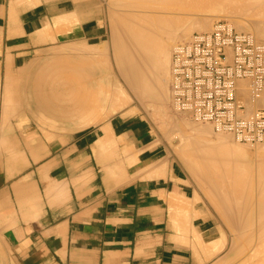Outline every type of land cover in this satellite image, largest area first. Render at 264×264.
Returning <instances> with one entry per match:
<instances>
[{"label":"crops","instance_id":"crops-1","mask_svg":"<svg viewBox=\"0 0 264 264\" xmlns=\"http://www.w3.org/2000/svg\"><path fill=\"white\" fill-rule=\"evenodd\" d=\"M108 1L125 4L0 0V147L8 122L68 131L53 140L20 132L0 160V264H225L238 248L219 252L208 203L146 120L119 114L78 130L97 121L90 112H114L112 93L95 85L99 71L110 77L108 63L33 64L67 45L107 42ZM25 81L13 97L10 85ZM100 137L116 146L98 148Z\"/></svg>","mask_w":264,"mask_h":264},{"label":"bare ground","instance_id":"bare-ground-1","mask_svg":"<svg viewBox=\"0 0 264 264\" xmlns=\"http://www.w3.org/2000/svg\"><path fill=\"white\" fill-rule=\"evenodd\" d=\"M140 1H142V2H140ZM149 1L150 0H148V3H149ZM178 1L179 2L181 1L182 4H180L181 2L176 3L177 1L174 0V2L176 4H178L177 5L178 7L180 5H181L180 7H182L183 3H185V2H183V0H178ZM187 1H186V4H187ZM190 1H191V3H190ZM196 1H198L200 4H202L205 1L208 3V0H203V1H201L202 3L199 0H196ZM211 1L214 3L212 4V2H210V0H209V2H210L208 4L209 7L211 5L213 6L214 4H216L215 0H211ZM216 1L218 3V0H216ZM144 2L147 3V0H145ZM151 2L153 3V1H150L149 4H152ZM157 2H158V0H157ZM161 2H163V0ZM171 2L168 4H171ZM174 2H173V5L171 4L172 8L176 5ZM188 2L190 3V4H188L189 7H191V8H189V7L188 8L191 9V11L193 9L197 10V8H194L195 6L192 4V3H194V1L192 2V0H189ZM206 2L203 3V9L201 8L202 10L207 8ZM139 3H143V0H139ZM139 3L137 0V4H139ZM164 3H166V2L164 1ZM153 4H155V3H153ZM219 4H220L219 6L222 7V9L225 7L224 9H226L227 12H228V7H229L230 13L234 12L235 9L239 10V11L235 10L236 11L235 13H237V12L240 13V11H243L242 12L243 15H245L244 12L251 11V13L250 12H248V13H249V16L250 15L252 16L253 12H254V14L256 16L254 15V16H252V18L255 17V19H250V20L246 19V21H245V20H243V19H245V17L244 18H243V16L239 17L236 14L239 18L234 17V19H231V22L228 21V19H227V21L232 26L234 25L233 27L235 28V30H237V31L243 30L242 32H246V33L251 34V36L254 38V40L256 42L264 43L261 41L259 42V40L264 41V1L263 0H219ZM171 5H170V7H171ZM143 6H145V5L143 4ZM157 6H158V4H157ZM184 6L185 5H183L182 9L185 8V10H186L187 7L186 6L184 7ZM201 6L202 5H200V7ZM204 6H205V8H204ZM192 7H193V9H192ZM232 7H234V8H232ZM143 8L147 9V7H143ZM162 8H163V6H162ZM230 8H231V10H230ZM182 9H180V10H182ZM157 10H159V9H157ZM220 10H221V8H220ZM142 12H140V13L142 14ZM145 13L147 14V12H145ZM158 13L160 14L159 11H158ZM174 13L175 12L172 13L173 16H165V14L163 16H162V14H161V16L159 14H157V16H156V14L154 12L155 16H152L153 13L152 14L149 13L150 14V15H148L149 17H142V16L138 17V14H135V13H133V16H131L132 13L128 14L129 16L125 14L126 16H124V17H126V19H125L126 21L121 19V21H123V24H125L124 28H122L123 25H121L120 22H118L120 24L121 28L117 27L118 29L115 32V33H118V30L119 29L121 30L120 31L121 34L118 33V35L115 37L116 39L118 38L119 34L120 35L123 34L122 36H119L120 40L117 39L116 42H115V38H114V42L116 44V45L114 44V46H116V47H114L115 48L114 49V51H115L114 52L115 53V63L117 64L116 66L118 67V72H120L119 74H121V76L124 78L123 80H125L124 81L125 84L131 90L133 95L138 100H140V102H141V100L144 102L146 101L147 103H149L148 107L149 106L150 107L154 106L153 108L157 107V108L153 109V110H155V112H156V110L157 111L158 110L164 111V107H166L165 103L169 100L168 98L171 94L170 84H169V82H171V79H172V75H171V71H170L171 55H172L173 49L176 48V45L178 44L177 43V44H174V46H172V43L176 42L175 40H180L179 43L187 42L190 39L189 35L192 34L193 31L194 32L195 31L196 32H201V31L206 32V31H210L213 28V25L210 28V25H209L210 21L208 20L209 18L206 20L207 16H205V14L203 15V16H205V19H202L203 17L198 19V17H197V19H198L197 21H196V18H194L195 21L192 23H189V21L191 19L189 20L188 16H185V17L181 16L182 18L184 17L182 19L181 17H178V15H177V18H176V17H174ZM242 13H240V14H242ZM170 14L171 13L166 14V15H170ZM136 15L138 18L136 17ZM150 16H152V17H150ZM124 17H123V19H124ZM186 17H188V19H187L188 22L186 20ZM248 18H251V17H248ZM224 19H225V17H224ZM124 21H125V23H124ZM250 27L252 28V31L254 34H252V32L247 31V30L251 29ZM122 32H124V33H122ZM190 37H191V35H190ZM255 37L257 38V40L255 39ZM182 40H184V41H182ZM168 85H169V88H168ZM117 86H119V85H117ZM117 88H119V87H117ZM117 88L112 94V104H113L112 109L114 111H117L120 108L127 106V104L129 103V100H130L129 95L126 93V91H124V89L122 90V89H117ZM168 89H169V91H168ZM235 95L245 106L244 116H247V117L251 116L253 114L255 106L258 104V101H256L257 103H255L252 100L250 81L249 80H237L236 85H235ZM170 98H171V96H170ZM141 103H143V102H141ZM170 106H171V102H170ZM171 108H172V106H171ZM174 111H176V110H174ZM156 114H159V113L157 112ZM162 114L163 113H161V115H158V116L160 117V116H162ZM153 115H154V113H153ZM183 115L187 116L186 114H183ZM165 116H170V115H168V113H166ZM166 121H168V120H166ZM192 121L198 122V123H203V126L199 125L198 127H193L192 129H190V130L194 131V135L188 139L189 140V153H186L183 156H186L187 163L191 165L192 169L194 170V174L201 175L200 177L202 178V180H203V178L208 180L207 185L209 186V188L211 187V189H212L210 191H212L215 194L217 193V191H219V192H222V195L227 196V194L229 192H239L240 194H242V192L247 188L249 190H252V185H250L251 183L249 182V181L252 182V180H249V179H251V176L253 174H255V172L257 171L258 177H260V179H262L260 186H259V189L262 192V194L264 195V150H263L264 149V142H255V143L241 142L231 132H223V131H217L216 132L211 123L199 122V121H194V120H192ZM174 122L175 121L171 122L170 124H172ZM188 122H185V123H187L189 125L192 123V122L191 123H188ZM180 124L177 125L179 127L177 129L178 134H180L182 132L180 130V127H181ZM187 124L186 125L184 124V125L187 127ZM170 126H172V125H170ZM161 127H162V125H161ZM165 129H167V128H165ZM161 130H163V129H161ZM212 131L214 132V135H213ZM204 133H208L209 135L211 134V136L212 135L216 136L217 134L219 136L220 135L221 136L218 137V135H217L216 140H202L200 138V135H202ZM222 134H225V135H222ZM180 140H181V142H184L183 136H180ZM233 140H235V141H233ZM232 141L234 143L236 142V144L234 145V143ZM237 143H239V146H237ZM240 144H243V145L245 144L247 146L248 145H250V146L254 145L255 147H257V148L254 147V149H255L254 152L257 153L255 155L256 156L258 155L257 160H256V168H254V166H252V161L250 159L252 156V152L250 151L251 152L250 153L249 150L248 151L245 150V148L241 147ZM215 177H218L219 179H221L222 184L217 185V186H214L213 184H211V180L209 181V178L212 179ZM245 180H248V182L250 184ZM236 181H238V182H236ZM207 185H206V187H207ZM218 199H217L218 204H220L221 201H227L226 198L222 199L220 201ZM228 205H229V209H226V207H225V208H222L220 211L224 213L223 217H224V219H226V221L228 223H230V224L233 223V226L235 227V229L237 228L239 231L243 232V235L242 234L241 235H242V239L245 240L244 242L248 243V241L250 240L249 237H251L254 234H257V238H258L257 242H258L260 247L258 246L257 248H253L255 250L250 255V258H248L247 260L245 259V261H243V264H264V245H263L264 244V197H262V202H261V205L258 209V217H257L258 224H254V216H253L254 208L252 207L251 203L243 202V201L241 202L240 200H237L235 202V204L228 203ZM233 226H230V227L232 228ZM254 227H257L258 231ZM253 228L256 230V233H253L254 232L252 230ZM244 233H245V235H244ZM220 234H221L220 239L214 241V243L216 242V244L217 243L219 244V247H222L224 244L225 237H223L221 229H220ZM241 235L239 236L240 238H241ZM245 238H247V239H245ZM259 239H261V240H259ZM195 240H196V238H195ZM261 241H263V242H261ZM235 242H237V240ZM252 242L255 243L256 241H252ZM237 243L240 244L239 242H237ZM250 243H251V241H250ZM254 243H252V244H254ZM260 243L263 246L260 245ZM211 244H213V242ZM231 244H232V242H231ZM238 244L236 245V247L238 246ZM256 244H254V245H256ZM241 245H242L241 247L243 248L244 247L243 245H245V244L241 243ZM254 245L253 246L250 245V246L254 247ZM229 246H231V245H229ZM233 246H232V248H233ZM219 247H218V250L220 251ZM241 247H239V248H241ZM242 248L239 250H242ZM229 249H231V248H229ZM244 249H243V251H244ZM249 249H251V248H249ZM237 250H236L237 253L234 252L235 254L233 253V255H235V256L238 254L242 255V253L245 254V253L249 252V251H247L248 249L246 250V252L240 251L242 253L238 252ZM231 251H232V249H231ZM262 253H263V255H261ZM233 255H232V257L231 256L230 257L234 258ZM260 255H261V257H260ZM242 256H244V255H242ZM246 256H247V254H246Z\"/></svg>","mask_w":264,"mask_h":264},{"label":"rangeland","instance_id":"rangeland-1","mask_svg":"<svg viewBox=\"0 0 264 264\" xmlns=\"http://www.w3.org/2000/svg\"><path fill=\"white\" fill-rule=\"evenodd\" d=\"M123 1H125V4H120V3H117V2L110 3L108 1V16H105V17H106V20H107V26H108V28L110 30V33H109V40L107 42H105L104 44H101V45H99L97 47H94V48L93 47H90V46H87L84 43H82V44L81 43H78V44L67 45L66 47L54 49L53 51L49 52L43 58L34 61L33 64L38 67L39 65L47 64V63L48 64L49 63H51V64L52 63H54V64L55 63H63V64H66V63H69V62L72 63V62H74L76 60H80L81 62H86L87 64L94 63V68L97 70L96 67H97L98 64L99 65H102V66L103 65L105 66L108 63V65L110 67V73H111V75H110V77H107L106 74L103 71H101V72L99 71L97 73V77H96V81H95V85H96V89H97L96 92L98 91V94H99L100 93L99 90L103 89L104 90V98H105L107 95H109V93H112L113 94V92L116 90V88L119 87L117 89H122V90L124 89V91H126V93L129 95V99H130L129 100V103L127 104V106H124L123 108H120L119 110L114 111V112H112L109 115H105V113H106L105 112V107H103V106L100 107V110H98V111H92V112H90L89 118L90 117H93L97 121L94 122V123H91L88 127H84V128L78 129V130H82V129L90 128V127H97L98 125H100L104 121H107L111 117L116 116V115H119V114H122L124 117L127 116V115H131V116H134L136 118H142V119L146 120L149 123V125H150V130H151V132H152V134H153V136L155 138L156 143H158L162 148H164V151L167 152V154L169 156V160H175L182 167L183 171L185 173H188L190 175V177L192 179L191 180V183L194 184L195 187L200 190L201 195L204 196L205 201L208 203V205L210 207V210H211V213H212V216L218 222V224L220 226V229H221V232L223 234V237H225L224 244L222 246V249H220V251L227 255V254H229L231 252V249H233L231 247L233 245L236 246L238 244L237 242L240 243V244H238L237 248H239V247L242 246L241 243H244L246 246L243 245L244 247L243 248L241 247L242 250H239V251H243V249L245 248L243 252H246V250L248 249L247 250V251H249L248 253H245V254L243 253V255L245 257L242 256V258L244 257L243 260L245 261V259L247 260L248 258H250V255L255 250L253 248H257L259 246V244L257 242L258 241L257 234H254L251 237H249L250 240L248 241V243H245L244 242L245 240L242 239L243 232L239 231L237 228L235 229V227L233 226V223H231V224L228 223L226 221V219H224V217H223L224 216V213L221 212L220 210L222 208H225V207H226V209H229L228 203L235 204V202L237 200H240L241 202L242 201L243 202H249V203L252 204V207L254 208V211H255V212L253 211L254 224H258V219H257V217H258V209H259V207L261 205L262 197H264V195L262 194V192L259 189V186H260V183H261L262 179H260V177H258V175H257L258 172L256 171L255 174H253L251 176V179H249V180H252V182L249 181L251 184L248 182V180H245L250 185H252V190H249L247 188V189H245L242 192V194H240L239 192H229L227 194V196L222 195V192L219 193V195H222L223 197H219L215 193L212 194V191H210V190H212L211 187L209 188V186L207 185L208 180L207 179H204V178L202 180V178L200 177L201 175L194 174V170L192 169L191 165L187 163L186 156H183L184 154L189 153V140L188 139L191 136L194 135V131H192L190 129H192L193 127H198L199 125H202L203 126V123L193 122L192 120L189 119V117L184 116L183 114L177 113L176 111H174L171 108V106H170V96L168 98L169 100L165 103L166 104V107H164V111L163 110H161V111H159V110L157 111L156 110V112H155V110H153V109H155L157 107H155V108H153L154 106L153 107L152 106L151 107L150 106L148 107L149 103H147L146 101L144 102V101L141 100V102H143V103H141L140 100H138L133 95V93L131 92V90L127 87V85L124 82L125 80H123L124 78L121 76V74H119L120 72H118V67L116 66L117 64L115 63V53H114L115 52L114 51L115 48L114 47H116V46H114V44L117 41V39L120 40L119 36H122L123 35V34L120 35L121 34L120 33L121 30L119 29L118 30V33H120V34H119V36H118L117 39L115 38L118 35V33H115L116 30L118 28H121L120 27V24L123 25L122 28H124V26H125V24H123V21H121V19L122 20H125L126 17H124V16H126V15H128L130 13H132L131 16H133V13H135V14H138V17L139 16L149 17L148 15H150L152 13H153L152 16H155V14L157 16V14H159L158 11L160 12V14H159L160 16H161V14H162V16L164 14H165V16H173L172 13L175 12L174 13V17H176V18H177V15H178V17L188 16L189 17V20L191 19L189 21V23L194 22L195 21L194 18H196V21H197L198 19H200L202 17H203L202 19H205V16H207L206 17V20L209 18L208 20L210 21V24L209 23L208 24L210 25V28L212 27L213 23L217 19H224V17H225L226 20L228 19V21L231 22V19H234V17L239 18V17H242L243 16V18L245 17V19H243V20L246 21V19H249V20L250 19H255V17L252 18V16H254L255 14L253 12V15L252 16L251 15L249 16V13L248 12L251 13V11L244 12L245 15H243V13H242L243 11H240V13H242V14H240L238 12L235 13L236 11H239V10H236V9H235L236 11L234 10V12H231L230 13L229 7H228V12H227V10L224 9L225 7L223 8L224 9L223 10L222 7L219 6L220 5L219 4V0H218V3L215 0V3L216 4H214L213 6L210 4L211 5L210 7H209L208 4L210 2H212V1L210 0V2H209V0H208V3L205 1L206 2V5H207L206 6L207 8L204 9V10H202V9H203V3H205V2H203V3L201 2L203 0H199L202 4H200L196 0H192V2L194 1V3H192L195 6L194 8H197V10L196 9L194 10L193 7H192V9H193L192 11H191V9H189V8H191L188 5V4L191 3V1H190V3L188 2L189 0L188 1L187 0H183V2H185V3H183V5H185L187 7L186 10H185V8L182 9L183 5H182V7H180L181 5L179 7L177 6L178 4H176V3H180L181 2V1L179 2L178 0H175V1H177L176 3L174 2V0L173 1L172 0H167V1L166 0H163V2H161L162 0H158V2H157V0H150V1H153V3H155V4H153L152 2H151L152 4H149L150 1L148 3V0H147V3L144 2L145 0H143V3H139V0H138V3L139 4H137V0H135V1L134 0H130V1L129 0H123ZM164 1L166 3H164ZM186 1H187V4H186ZM140 2H142V1H140ZM170 2H171L172 5H173V2L176 5L174 4L175 6L172 8V5L171 4H168ZM213 3L214 2H212V4ZM143 4L145 6H143ZM157 4H158V6H157ZM180 4H182V2ZM161 5L163 6V8H162ZM170 5H171V7H170ZM200 5H202V6L200 7ZM143 7H147V9L146 8H143ZM204 8H205V6H204ZM220 8H221V10H220ZM232 8H234V7H232ZM157 9H159V10H157ZM180 9H182V10H180ZM230 10H231V8H230ZM139 11L140 12L143 11L142 14ZM144 11L147 12V14ZM154 12H155V14H154ZM169 13H171V14L170 15H166V14H169ZM204 14H205V16H203ZM122 16L124 17V19H123ZM152 16H150V17H152ZM247 16L248 17H251V18H248ZM136 17H137V15H136ZM188 17H186V20L188 19ZM197 17H198V19H197ZM125 21H124V23H125ZM118 22H120V24ZM187 22H188V20H187ZM250 30H247V31L248 32H252V34H254L253 31H252V28ZM239 31H241V30H239ZM122 33H124V32H122ZM190 35H189V38H190ZM114 38H115V42H114ZM255 39L257 40L256 37H255ZM175 41L176 42H173L172 43V46H174V44L179 43L180 40H175ZM182 41H184V40H182ZM260 41L261 42H264L263 40H259V42ZM108 80L114 81V82L112 84H108L107 85V81ZM169 84H170V82H169ZM15 85L14 84H11L10 87H9L10 90L12 91L13 97H14V94L13 93H14L15 87H18V90H19L18 91V94H19V96H22V91H23L24 88H26V86L28 85V83L25 81L23 83H18L16 86ZM117 85H119V86H117ZM168 88H169V85H168ZM3 89H4V85H3ZM3 89H2V84H1L0 85V93L3 92ZM168 91H169V89H168ZM0 99H1V97H0ZM104 101H105V99H104ZM12 104L13 103H11L10 105H12ZM10 112H11V110H9V113ZM157 112L159 114H156ZM153 113H154V115H153ZM161 113H163L162 114L163 117L162 116H160V117L158 116V115H161ZM166 113H168V115H170V116H165ZM84 119H85V116L78 117L71 125L74 126L76 124H80L81 122L84 121ZM166 120H168V121H166ZM173 121H175V122L172 123V124H170ZM18 122H24V120H21V121L19 120ZM185 122H188V123H191L192 122L193 124L191 123L189 125V124H187ZM8 123L9 124H8V126L6 128L7 129L6 135L9 138L8 145H6V144L5 145H1V147H0V160H2L3 158H5L6 155L9 153V151H11V150L12 151H15L14 150L15 148H14V144L13 143L17 140V136L19 135L20 132H24V131H36V132H38V134L44 140H53V139H56L59 135H61L63 133H68V131H64V132L61 131L59 133L58 126L56 127L54 125V123H50V124L46 125L44 131H42L41 128H39V127H37V126H35L33 124H26V125H23V126H20V127H14L13 126V128H12L11 123L10 122H8ZM179 124L181 125L180 130L182 131L180 134H178V132H177V129L179 128L177 125H179ZM184 124L185 125L187 124V127ZM161 125H162V127H161ZM170 125H172V126H170ZM165 128H167V129H165ZM161 129H163L164 131L161 130ZM213 135H214V132H213ZM213 135L211 136V134L209 135L208 133H204V134L200 135V138L202 140H216L218 134L216 136H213ZM222 135H225V134H222ZM180 136H183L184 142H181ZM220 136L218 135V137H220ZM113 138H115L114 135H113ZM233 141H235V140H233ZM96 143L97 144L95 146H98V148H100V149H104L105 147H110V146H116V145L112 144L111 142L107 141L104 137L103 138L102 137L98 138L97 141H96ZM235 144H236V142L234 143V145ZM237 146H239V143H237ZM240 146L241 147H244L245 150H247V151L249 150V152L250 151L252 152V156H251L250 159L252 161V166H254V168H256V160H257V156L258 155L257 156L255 155V154H257V153L254 152L255 151V149H254L255 146L252 145L253 146L252 147L250 145L247 146L245 144L244 145L243 144H240ZM255 148H257V147H255ZM130 155L131 156H134L132 153H130ZM3 165H4L3 163L0 164V170L2 168H4ZM210 180H211V184H213L214 186H217V185L222 184V180L219 179L218 177H215V178H212V179L209 178V181ZM236 182H238V181H236ZM206 185H207V187H206ZM225 198L227 199V201H221L220 204H218L217 199L220 201V200L225 199ZM230 226H233L234 228L233 227L231 228ZM254 228L258 231V228L257 227H254ZM254 228L252 229L254 231L253 233H256V230ZM240 235H241V238L239 237ZM244 235H245V233H244ZM245 239H247V238H245ZM236 240H237V242H235ZM259 240H261V239H259ZM250 241H251V243H250ZM252 241H256V242L254 243ZM231 242H232L233 245L231 244ZM261 242H263V241H261ZM252 243H254V244L257 243L258 245L257 244L254 245ZM229 245H231V246H229ZM250 245L251 246L254 245V247H251ZM260 245H262V244L260 243ZM229 248H231V249H229ZM241 248H239V249H241ZM249 248H251V249H249ZM246 254H247L248 257L246 256ZM239 255L240 254H238L236 256H233L234 258L229 257V259L225 262V264H237ZM261 255H263V253ZM261 255H260V257H261Z\"/></svg>","mask_w":264,"mask_h":264},{"label":"built area","instance_id":"built-area-1","mask_svg":"<svg viewBox=\"0 0 264 264\" xmlns=\"http://www.w3.org/2000/svg\"><path fill=\"white\" fill-rule=\"evenodd\" d=\"M171 106L241 142H264V43L217 19L210 31L193 32L171 55ZM237 80H249L253 114L235 95Z\"/></svg>","mask_w":264,"mask_h":264}]
</instances>
